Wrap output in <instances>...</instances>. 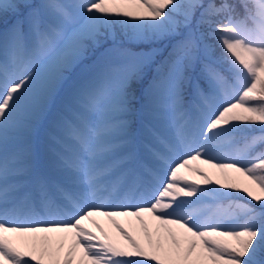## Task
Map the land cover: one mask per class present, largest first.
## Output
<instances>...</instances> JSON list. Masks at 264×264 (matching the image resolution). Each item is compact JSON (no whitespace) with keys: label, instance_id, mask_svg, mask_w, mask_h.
<instances>
[{"label":"snow or ice","instance_id":"obj_1","mask_svg":"<svg viewBox=\"0 0 264 264\" xmlns=\"http://www.w3.org/2000/svg\"><path fill=\"white\" fill-rule=\"evenodd\" d=\"M0 264H264V0H0Z\"/></svg>","mask_w":264,"mask_h":264},{"label":"bare ground","instance_id":"obj_2","mask_svg":"<svg viewBox=\"0 0 264 264\" xmlns=\"http://www.w3.org/2000/svg\"><path fill=\"white\" fill-rule=\"evenodd\" d=\"M200 167L203 168V169H205V170H207V171H209L210 174L213 173V172H215V170H209L208 167H207V165H204V166L200 165ZM216 175H220V174H219L218 172H216L215 174L212 175V177L214 178V176H216ZM221 177H222V176H221ZM97 219H99L101 225H102L107 231H109L110 234H113V235L115 234L114 229L112 228V226L110 225V223L107 221L106 218L98 217ZM117 219H119V220L121 221V223H123L124 226H125L126 228H128V229L132 232V234H133L134 236L139 237V235H140V233H139V225H138L136 222H133V223L130 225V224L127 223V221L125 220V218H119V217H118ZM89 226H91V225H89ZM12 238H13L14 241L17 242V243H19L20 241H22V240L24 239L23 237H12Z\"/></svg>","mask_w":264,"mask_h":264},{"label":"rangeland","instance_id":"obj_3","mask_svg":"<svg viewBox=\"0 0 264 264\" xmlns=\"http://www.w3.org/2000/svg\"><path fill=\"white\" fill-rule=\"evenodd\" d=\"M109 43H110V42H109ZM106 46H107V45H106ZM156 46H160V45H156ZM102 50H103V49H100V51H102ZM98 54H99L98 52L95 53V55H98ZM94 58H95L94 55L90 54V57H89V58L85 59V60L83 61L82 64L76 66V67L72 70V72L68 74V75H69V83L71 82V80H73V79L77 78L78 76H80V75L82 74V72L84 71L85 67L88 66V65H90V64L92 63V59H94ZM66 88H67V84L65 85V87H64L63 89L60 90L59 96H58V98H57V103H59L60 99L64 96L65 91H66ZM202 166H204V165H202ZM230 175L235 176V175H237V174L232 173V174H230ZM196 178L198 179L199 177H196ZM212 179H213V180H216V179H223V177H221L220 175H216V176H214V178L212 177ZM213 186H217V185H213ZM234 192H236V191H234ZM234 192H233V193H234ZM247 198L250 200L249 197H247ZM237 200H238V199H237ZM240 201H241V200H240ZM246 202H248V201H242V203H246ZM226 203H227V202H226ZM251 204H252V203H251ZM252 205L255 206L254 204H252ZM240 222L242 223L243 220L241 219Z\"/></svg>","mask_w":264,"mask_h":264},{"label":"trees","instance_id":"obj_4","mask_svg":"<svg viewBox=\"0 0 264 264\" xmlns=\"http://www.w3.org/2000/svg\"><path fill=\"white\" fill-rule=\"evenodd\" d=\"M117 35H119L118 32H117ZM216 56L217 57L221 56V50L220 49H216ZM233 197H234L235 202H237L236 200L238 199V200H242V201H248V202L255 204V205L257 203L255 201H251V199L249 200L247 198L246 194L243 192L236 191V192H234ZM241 198H243V199H241ZM239 202L241 203V201H239Z\"/></svg>","mask_w":264,"mask_h":264}]
</instances>
